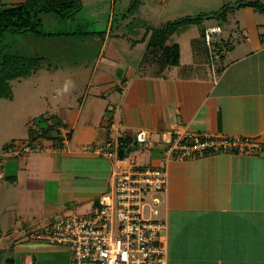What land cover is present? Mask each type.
<instances>
[{
	"label": "crops",
	"instance_id": "obj_1",
	"mask_svg": "<svg viewBox=\"0 0 264 264\" xmlns=\"http://www.w3.org/2000/svg\"><path fill=\"white\" fill-rule=\"evenodd\" d=\"M25 1L0 0L4 5ZM211 1L201 17L225 4ZM225 1L245 6L252 0ZM239 10L225 21L232 20L243 39H234L231 26L223 39L221 29L215 43L221 57L215 61L208 60L200 37L189 38L183 61L181 45L174 41L180 26L172 27L158 43L177 46L179 62L164 69L157 65L160 52L149 48L152 23H134L129 13L120 14L114 24L111 11L102 26L105 48L96 59L80 62L84 68L71 69L79 88L69 87L66 101L42 114L47 119L25 124L27 137L14 140L10 151L0 149V189L14 190L18 197L13 206L2 208L7 229L0 233V252L11 253L5 264H70L69 249L47 243L45 231L59 216L88 215L109 190L117 165L95 155L93 148L104 145L113 123L116 136L132 139L145 131L154 141L149 150L133 146L124 157L127 164L166 171V189L153 206L156 214L149 209L145 214L166 224L167 264H264V17L256 18L249 6ZM56 40L40 42L38 56L44 63L50 57L54 72L61 67L55 63L61 54ZM138 46L141 50L133 55ZM40 70L30 77L39 78ZM51 125L54 129L41 135ZM176 133L248 137L261 151L174 160L165 154L162 139Z\"/></svg>",
	"mask_w": 264,
	"mask_h": 264
},
{
	"label": "built area",
	"instance_id": "obj_2",
	"mask_svg": "<svg viewBox=\"0 0 264 264\" xmlns=\"http://www.w3.org/2000/svg\"><path fill=\"white\" fill-rule=\"evenodd\" d=\"M220 32L219 26L204 30V42L214 61L221 57L222 48L215 47ZM108 132L104 145L94 147L93 153L114 159L117 165L110 177L109 190L98 198L88 215L72 213L54 219L43 239L51 245L67 247L70 264H167L163 241L166 224L145 214V209L156 214L153 206L158 203L156 195L166 189V171L119 159L118 140L122 136H116L114 123ZM133 140L134 148L149 150L154 145L145 131L137 132ZM162 142L165 154L174 160H190L216 152L251 155L261 151L259 143L248 137L176 133L164 137Z\"/></svg>",
	"mask_w": 264,
	"mask_h": 264
},
{
	"label": "rangeland",
	"instance_id": "obj_3",
	"mask_svg": "<svg viewBox=\"0 0 264 264\" xmlns=\"http://www.w3.org/2000/svg\"><path fill=\"white\" fill-rule=\"evenodd\" d=\"M258 1L264 6V0ZM210 2L212 1L210 0ZM210 2L209 0H167L165 4H162L152 0H83V2H80V11L74 14V16L72 15L70 21H65L66 19L62 21L53 16L42 17L41 30L44 34L59 33L63 35L62 38L58 37V40H56V48L60 50L61 54L56 56L55 63H59L61 67L54 72L51 67L52 63L49 65V62H52V60L48 57L45 63L43 61L40 63L41 76L39 78L36 76L37 78L30 77L10 82V86L12 85V99H0V149L4 146L6 150L10 151L14 146V140H23L27 137L28 131L25 128V124L32 123L37 125L41 123L42 121H39V119H47L46 117L41 119L43 113L47 116L46 112L54 111L56 105L66 101L69 87L75 86L79 88L75 79L76 72L71 69L74 68V65L77 68H84L79 64L84 63L85 65V63H88L87 60L96 59L97 55L99 56V50L105 48L104 45L101 46L102 42H104L105 31L102 26L108 21L111 11L114 15L111 16L113 17V21L118 20L120 14L128 15L129 13H132V16L135 17L134 23L141 20L150 21L152 23L151 26L155 29L149 34L154 32V35L156 32H160L168 23H174L185 18L191 19V17L199 18L198 21L191 20L192 22L190 23L183 22L178 24L180 27L174 32V41L180 43L182 48L181 56L183 61H185L187 55H189V52H187V48H190L189 38L200 37L202 39L201 35L205 27L217 25L223 29L221 38L225 39L226 32L230 33L226 31L227 27L231 26L233 28L232 25H234L232 20L228 23L225 21V18L233 17L231 12L233 10L240 9V13L247 3L241 1V4L244 3L243 5L245 6L231 8V5L238 4L237 1L229 3L225 0H216V4H223V2L225 4L219 9H215L216 11L211 15L216 17L205 20L207 25L202 27L203 16H200V11L208 8L211 4ZM248 2H253V0ZM252 9L256 13V18L264 17L257 9ZM69 14L70 11L67 10L65 15L68 16ZM237 17L241 23V18ZM149 24H145L146 27ZM131 27L134 29L137 26L132 25ZM232 30L233 37L235 36L234 39H243L241 30H234V28ZM223 39L222 41L225 43L226 41ZM82 42H86V44H82ZM137 49L141 50V47H136L133 55L136 54ZM207 56L208 60H211L212 54L209 51L207 52ZM61 58L64 59V63ZM69 60L70 62H68ZM91 64L93 62L90 63L88 71L93 69ZM72 76L74 77L72 78ZM50 107L53 110H50ZM31 129L36 131L33 128ZM17 199L18 197L14 190L10 189V191L3 193L0 189V233H4L7 229L6 215L3 213L2 208L4 205H7V207L9 205L13 206ZM10 256L11 253L8 250L0 252V264L6 258L9 259ZM7 264H10V262Z\"/></svg>",
	"mask_w": 264,
	"mask_h": 264
},
{
	"label": "trees",
	"instance_id": "obj_4",
	"mask_svg": "<svg viewBox=\"0 0 264 264\" xmlns=\"http://www.w3.org/2000/svg\"><path fill=\"white\" fill-rule=\"evenodd\" d=\"M80 0H26L19 5H4L0 2V99L11 100V81L25 79L40 66L42 58H39L40 42L44 39L58 37L61 34L43 33L41 21L44 16H53L59 20L70 21L72 15L80 11ZM246 6L257 9L264 15V6L259 2H248ZM70 11L68 16L65 13ZM225 13V12H224ZM222 13V14H224ZM199 19V18H198ZM198 19H196L198 21ZM72 21V20H71ZM183 22H192L190 19H182L174 23H168L160 32L153 34L149 48L158 50L160 55L157 65L164 69L167 66H176L179 62V49L177 46L165 47L164 42L159 44L158 39L164 41L166 32H173L172 27ZM204 42V30L202 32ZM30 37H32L30 39ZM34 38V39H33ZM206 46V45H205ZM206 52H208V48ZM54 127L48 126L41 135L47 136ZM135 146L133 138L120 137L118 140V157L124 158Z\"/></svg>",
	"mask_w": 264,
	"mask_h": 264
},
{
	"label": "water",
	"instance_id": "obj_5",
	"mask_svg": "<svg viewBox=\"0 0 264 264\" xmlns=\"http://www.w3.org/2000/svg\"><path fill=\"white\" fill-rule=\"evenodd\" d=\"M244 4V3H243ZM239 4H236V5H231V8H235V7H238ZM221 13V12H220ZM216 16L214 15H206L204 17H202L203 20H207V19H210V18H215ZM196 19L195 17H191V20H194Z\"/></svg>",
	"mask_w": 264,
	"mask_h": 264
}]
</instances>
